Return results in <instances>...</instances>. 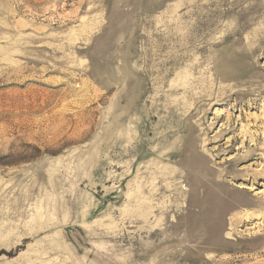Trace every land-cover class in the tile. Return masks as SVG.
I'll return each mask as SVG.
<instances>
[{
    "label": "rangeland",
    "instance_id": "obj_1",
    "mask_svg": "<svg viewBox=\"0 0 264 264\" xmlns=\"http://www.w3.org/2000/svg\"><path fill=\"white\" fill-rule=\"evenodd\" d=\"M264 0H0V264H264Z\"/></svg>",
    "mask_w": 264,
    "mask_h": 264
},
{
    "label": "bare ground",
    "instance_id": "obj_2",
    "mask_svg": "<svg viewBox=\"0 0 264 264\" xmlns=\"http://www.w3.org/2000/svg\"><path fill=\"white\" fill-rule=\"evenodd\" d=\"M263 92H264V89L263 88L259 89L258 90V95H261V93H263Z\"/></svg>",
    "mask_w": 264,
    "mask_h": 264
}]
</instances>
